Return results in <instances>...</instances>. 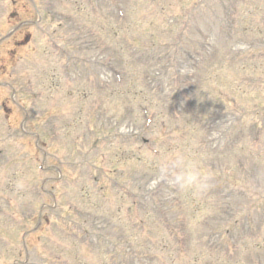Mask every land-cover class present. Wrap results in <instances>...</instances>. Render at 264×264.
Returning <instances> with one entry per match:
<instances>
[{
  "label": "rangeland",
  "instance_id": "obj_1",
  "mask_svg": "<svg viewBox=\"0 0 264 264\" xmlns=\"http://www.w3.org/2000/svg\"><path fill=\"white\" fill-rule=\"evenodd\" d=\"M13 1L0 264H264V0Z\"/></svg>",
  "mask_w": 264,
  "mask_h": 264
}]
</instances>
